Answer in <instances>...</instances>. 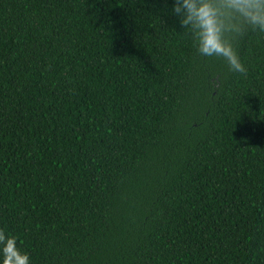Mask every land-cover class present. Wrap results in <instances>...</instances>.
Segmentation results:
<instances>
[{"label": "trees", "instance_id": "1", "mask_svg": "<svg viewBox=\"0 0 264 264\" xmlns=\"http://www.w3.org/2000/svg\"><path fill=\"white\" fill-rule=\"evenodd\" d=\"M244 74L171 0H0V230L31 264H264V33Z\"/></svg>", "mask_w": 264, "mask_h": 264}, {"label": "clouds", "instance_id": "2", "mask_svg": "<svg viewBox=\"0 0 264 264\" xmlns=\"http://www.w3.org/2000/svg\"><path fill=\"white\" fill-rule=\"evenodd\" d=\"M172 14L187 29L197 53L222 57L230 71L244 74L245 66L229 37L251 28L264 33V0H171ZM0 264H31L16 236L0 230Z\"/></svg>", "mask_w": 264, "mask_h": 264}]
</instances>
